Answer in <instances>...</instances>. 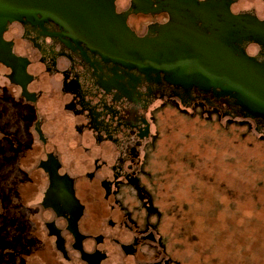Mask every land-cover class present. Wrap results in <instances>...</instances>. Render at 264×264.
Masks as SVG:
<instances>
[{
  "label": "water",
  "instance_id": "water-1",
  "mask_svg": "<svg viewBox=\"0 0 264 264\" xmlns=\"http://www.w3.org/2000/svg\"><path fill=\"white\" fill-rule=\"evenodd\" d=\"M0 67L68 78L91 191L124 175L151 96L264 132V0H0Z\"/></svg>",
  "mask_w": 264,
  "mask_h": 264
},
{
  "label": "flooded vegetation",
  "instance_id": "flooded-vegetation-1",
  "mask_svg": "<svg viewBox=\"0 0 264 264\" xmlns=\"http://www.w3.org/2000/svg\"><path fill=\"white\" fill-rule=\"evenodd\" d=\"M166 110L250 125L212 102L151 96L124 175L89 191L68 78L0 67V264H183L152 208Z\"/></svg>",
  "mask_w": 264,
  "mask_h": 264
},
{
  "label": "rangeland",
  "instance_id": "rangeland-1",
  "mask_svg": "<svg viewBox=\"0 0 264 264\" xmlns=\"http://www.w3.org/2000/svg\"><path fill=\"white\" fill-rule=\"evenodd\" d=\"M160 117L148 206L183 264H264V137L236 120Z\"/></svg>",
  "mask_w": 264,
  "mask_h": 264
}]
</instances>
